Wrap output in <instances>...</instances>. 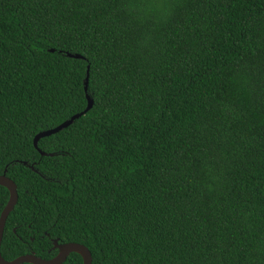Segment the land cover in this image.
I'll return each mask as SVG.
<instances>
[{
	"label": "trees",
	"instance_id": "1",
	"mask_svg": "<svg viewBox=\"0 0 264 264\" xmlns=\"http://www.w3.org/2000/svg\"><path fill=\"white\" fill-rule=\"evenodd\" d=\"M5 170L6 261L264 264V0H0Z\"/></svg>",
	"mask_w": 264,
	"mask_h": 264
},
{
	"label": "water",
	"instance_id": "2",
	"mask_svg": "<svg viewBox=\"0 0 264 264\" xmlns=\"http://www.w3.org/2000/svg\"><path fill=\"white\" fill-rule=\"evenodd\" d=\"M50 52L53 53L54 50H50ZM66 56L71 59H83V57L80 55L66 54ZM87 85H88V78L86 79V82H85V92H87ZM86 98H87L88 105H87V108L82 113L73 116L72 118H70L69 120H67L66 122H64L63 124L59 125L58 127L54 129L43 131L37 134L34 139V143H33L34 147L37 149V144L39 140L50 137L66 129L67 127L72 125L75 120L79 119L80 117L84 116L88 111H90L93 107V101L88 95H86ZM39 152L42 157L54 156V154H46L41 151ZM23 165L29 166L27 163H23ZM29 168L33 170L32 167L29 166ZM0 186L5 188L9 193V200L0 215V247H1L5 224H6L8 216L10 215V213L14 210L15 206L17 205L18 193H17V187L15 183L6 176V170L0 176ZM53 249L57 250V254L52 259H49V260L43 259L31 253V254L20 256L12 261H6L5 259H3L1 252H0V264H64L67 258L71 254L79 255L82 259L83 264H92L91 253L83 245L76 244V243L59 244L56 240H54Z\"/></svg>",
	"mask_w": 264,
	"mask_h": 264
}]
</instances>
